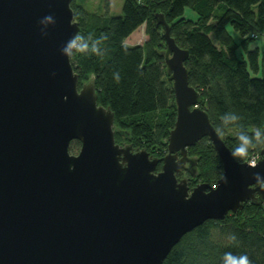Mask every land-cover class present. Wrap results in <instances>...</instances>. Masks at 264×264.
Listing matches in <instances>:
<instances>
[{
    "label": "water",
    "instance_id": "95a60500",
    "mask_svg": "<svg viewBox=\"0 0 264 264\" xmlns=\"http://www.w3.org/2000/svg\"><path fill=\"white\" fill-rule=\"evenodd\" d=\"M70 2L0 0V264H161L205 220L264 202L256 182L264 147L255 165L234 158L188 83V50L161 14L176 106L166 153L115 142L114 114L97 103L94 76L79 88L60 51L80 29ZM46 15L54 23H42ZM202 137L222 175L190 189L181 177L195 171L187 147Z\"/></svg>",
    "mask_w": 264,
    "mask_h": 264
},
{
    "label": "trees",
    "instance_id": "16d2710c",
    "mask_svg": "<svg viewBox=\"0 0 264 264\" xmlns=\"http://www.w3.org/2000/svg\"><path fill=\"white\" fill-rule=\"evenodd\" d=\"M83 1L71 0L70 6L80 26L75 38L82 37L87 50H73L70 61L79 88L94 76L97 103L114 114L116 143L145 149L152 157L166 153L176 106L164 62L161 14L175 43L188 50V83L200 93V107L231 152L247 140V154L236 157L245 161L264 147V57L257 46L249 48L257 36L264 38V0H124L122 14L112 16L87 10ZM186 8L197 18H185ZM143 24L147 40L125 44ZM227 26L239 33V42ZM94 41L99 55L91 50ZM239 47L243 52L238 55ZM234 114L239 119L233 120ZM79 145L73 140L69 148ZM187 155L195 159L194 174L183 175L190 189L199 182L214 185L221 177L222 166L208 137L187 147ZM161 165L159 161L157 171ZM225 252L264 264V202L247 201L223 219L205 220L186 232L161 264H222Z\"/></svg>",
    "mask_w": 264,
    "mask_h": 264
},
{
    "label": "rangeland",
    "instance_id": "374dc122",
    "mask_svg": "<svg viewBox=\"0 0 264 264\" xmlns=\"http://www.w3.org/2000/svg\"><path fill=\"white\" fill-rule=\"evenodd\" d=\"M123 3H124V0H84L83 1V5L87 10L96 11L101 14L107 13L108 15H111V16L122 14ZM184 17L187 19H196L197 14L193 10L186 8L184 12ZM227 30L230 33V35L233 37V39L236 42H239L240 40L239 33L234 31L231 26H227ZM146 40H147V35L145 34V24H143L140 27H138L135 31H133L125 39V44L127 45L142 44ZM254 46H257L259 48L260 58L264 57V38L262 36H257L255 39L249 42V48H252ZM240 52H243L241 47L238 48L237 54L239 55ZM86 82L87 81H85L84 83ZM120 145H125V142H122ZM79 147L80 145L76 149L69 148V151L71 153H76Z\"/></svg>",
    "mask_w": 264,
    "mask_h": 264
},
{
    "label": "clouds",
    "instance_id": "9594fccd",
    "mask_svg": "<svg viewBox=\"0 0 264 264\" xmlns=\"http://www.w3.org/2000/svg\"><path fill=\"white\" fill-rule=\"evenodd\" d=\"M42 23L46 22V23H54V18L52 15H46L43 17ZM42 34H46V33H42ZM107 37H102V39H106ZM73 50H75L76 52H86L87 50V42L83 41V38L80 36H77L75 39L70 40L64 48H61L60 51L62 52V54L64 55H72L73 54ZM91 50L93 53H96L97 55H99V52L97 50V42H93L91 45ZM114 79L115 80H119V74L118 73H114ZM233 120L239 119V117L237 115H233L232 116ZM256 135L259 136V129H256ZM244 139V138H241ZM249 150V146H248V142L247 140H244V144L241 145L240 147H237L234 151H233V156L234 158L237 156H244L247 154ZM69 168L72 169L74 168V165H69ZM256 182L259 184V186L264 189V179H260L259 177L257 178ZM231 239L233 241L236 240L235 235H233L231 237ZM222 264H250L249 258L246 254H242V255H234L232 252H225L222 258Z\"/></svg>",
    "mask_w": 264,
    "mask_h": 264
},
{
    "label": "built area",
    "instance_id": "2783aa9c",
    "mask_svg": "<svg viewBox=\"0 0 264 264\" xmlns=\"http://www.w3.org/2000/svg\"><path fill=\"white\" fill-rule=\"evenodd\" d=\"M261 154L260 151H253L249 157L247 158V160H245L249 165H255L258 160L260 159Z\"/></svg>",
    "mask_w": 264,
    "mask_h": 264
},
{
    "label": "flooded vegetation",
    "instance_id": "af4514ba",
    "mask_svg": "<svg viewBox=\"0 0 264 264\" xmlns=\"http://www.w3.org/2000/svg\"><path fill=\"white\" fill-rule=\"evenodd\" d=\"M188 165V162L186 163V166ZM186 173H188V171H186V170H184L183 171V174L181 175V177L183 176V175H186Z\"/></svg>",
    "mask_w": 264,
    "mask_h": 264
}]
</instances>
